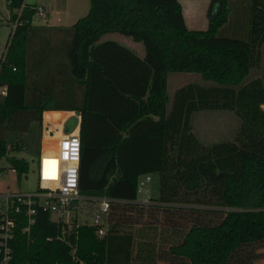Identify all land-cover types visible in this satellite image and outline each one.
Segmentation results:
<instances>
[{"label":"trees","instance_id":"obj_1","mask_svg":"<svg viewBox=\"0 0 264 264\" xmlns=\"http://www.w3.org/2000/svg\"><path fill=\"white\" fill-rule=\"evenodd\" d=\"M4 1L9 24L23 10L22 25L0 58V87H7L0 98V154L21 179L30 172V161L10 154L29 149L33 157L40 155L43 113L59 110L45 113L59 122L55 115L80 111V192L113 199L104 215V235L79 219L84 204L77 201L68 222L40 209L25 231L28 221L22 216L7 264H152L156 238L133 230L139 226L133 218L143 217L146 209L171 218L188 213L184 218L193 221L189 228L179 227L182 234L170 245L173 264H256V252L264 247V82L248 78L253 33L264 29V0H212L206 30L188 28L179 0H90L86 16L53 30L34 25L35 5ZM111 33L142 42L145 59L113 41L94 43ZM50 36L61 40L47 52ZM152 63L160 67L158 75ZM170 73H196L217 86L182 87L168 111ZM77 90L82 92L78 102ZM102 99L122 106L112 109L120 114L115 127L108 111L101 110ZM207 109L241 116L239 136L186 161L190 117ZM260 122L261 128L255 125ZM245 128L251 132L244 133ZM55 142L46 136V147L54 149ZM146 173L157 179L159 196L141 206L132 201L139 198V180ZM173 182L202 193L182 199ZM205 213L221 215L213 219ZM2 259L0 253V264Z\"/></svg>","mask_w":264,"mask_h":264},{"label":"rangeland","instance_id":"obj_2","mask_svg":"<svg viewBox=\"0 0 264 264\" xmlns=\"http://www.w3.org/2000/svg\"><path fill=\"white\" fill-rule=\"evenodd\" d=\"M37 2L40 5H45V0H39ZM234 1V0H233ZM262 0H260L261 2ZM33 2L32 1H29ZM36 4V3H31ZM73 7H76L75 13L71 16L72 20H78L86 16L90 10V0H72ZM212 4V2H211ZM211 6V5H210ZM261 5H257L260 8ZM70 8V7H69ZM71 12V9H69ZM39 15L35 16L34 22H38L40 19L38 18ZM9 10L6 7V3L4 0H0V58L4 55L9 38L11 36V27L12 24H9ZM255 33V32H254ZM253 33L252 37V70L251 74L248 78V82L254 79H260L264 82V29H262V33L256 36V33ZM128 40H132L127 36L118 33H111L100 40L95 41V44L105 43L107 41H113L121 46H124L130 49L133 52H137L139 54L143 53V57L145 59L146 51L142 42H135L134 45L128 43ZM91 48V44H88L85 47L86 53L89 52ZM136 53V54H137ZM153 64V63H152ZM153 67L158 70L157 75L159 74L160 67L153 64ZM82 70V68H79ZM100 74V73H99ZM94 77L96 81H99V75L95 70ZM157 81V77H156ZM189 84H198L205 87H214L217 86L215 82L206 81L202 78L201 75L196 73H170L168 77V94L171 99V103L169 105L168 111L172 109V104L174 100V96L177 91H179L182 87L189 85ZM131 87V86H130ZM129 87V88H130ZM128 88V89H129ZM59 90H55V92H60ZM53 94V93H52ZM81 90L75 91V99L78 102V98L76 96H81ZM128 97V96H127ZM55 99H57L55 97ZM225 102H228L230 98H223ZM55 101V100H54ZM70 103H74V100H70ZM213 102V100L211 101ZM209 105V104H208ZM122 107L121 104L114 103L113 101H107L106 99L101 100V110L108 111L107 113L110 114V120L112 121V125L115 127L117 125L118 118H120L119 113H115L112 111L113 108ZM264 110V106L261 107ZM43 113V126L41 130V153L45 151L43 141L48 136L49 129L56 127L58 125L52 124L48 121V119ZM71 114V113H70ZM69 114V115H70ZM125 114V113H124ZM68 115V116H69ZM67 116V117H68ZM119 116V117H118ZM66 117V118H67ZM64 118V116L62 117ZM62 118L60 120H62ZM65 118V119H66ZM59 120V122H60ZM58 122V123H59ZM62 124V123H61ZM60 124V125H61ZM243 124L241 116H239L235 111L223 109V110H216V109H207V110H200L193 113L190 117V125H191V135H192V146L188 152L186 157V161H192L193 157L197 152H205L207 151L208 147L222 142H231L236 141L237 137L240 133V128ZM59 125V126H60ZM259 128H261V122L257 123ZM251 132L249 129L245 128L244 133ZM255 132V131H254ZM252 132V133H254ZM255 135V134H254ZM39 140L38 132H35V140L32 146V152L36 149ZM29 149H26L22 152H12L10 155H16L19 157H25L30 161L31 169L30 172L21 179L18 178L17 172L12 169L11 165L7 161L6 158L0 159V192L3 194L6 193H13V194H33L37 191L38 188V180H39V156H34L31 153H27ZM40 153V154H41ZM9 155V156H10ZM184 157V158H185ZM170 161L167 167V171L169 172L170 169ZM177 171H180L183 167L178 164L174 166ZM152 177V182L147 184L146 191L150 197H158L159 196V187L158 181L151 173L142 174L140 179H145L146 176ZM154 179V180H153ZM174 186V192L176 193L177 197H181L182 199H192L194 196L201 195V191H191L188 190L185 184L182 183H172ZM144 195L140 197L143 199ZM97 209L95 208L94 204L87 203L83 207V212L80 213L79 219L83 222L88 221L89 223L93 222V216ZM151 211V210H149ZM146 209L144 210L143 217H134V220L139 221V226H136L133 230L141 229L144 233H146L151 238H156L157 243V255L155 258V262L152 264H173L172 260L169 259V249L170 245L174 244L173 241H178L179 235H181L182 231L179 230V227L183 229L189 228L193 221L188 220L187 217L188 213L181 212L179 215H175L172 218L169 216L167 217L161 210L155 209L152 210L151 213ZM93 212V213H92ZM92 213V214H91ZM148 214V215H147ZM209 217H213V219H218L220 217V213H205ZM75 215L74 211H69L66 217L67 222L70 221L71 216ZM187 217L188 219L184 218ZM132 219V220H133ZM135 224V225H136ZM184 231V230H183ZM142 232V233H143ZM155 234L156 237L153 236ZM256 256V264H264V247H259Z\"/></svg>","mask_w":264,"mask_h":264},{"label":"built area","instance_id":"obj_3","mask_svg":"<svg viewBox=\"0 0 264 264\" xmlns=\"http://www.w3.org/2000/svg\"><path fill=\"white\" fill-rule=\"evenodd\" d=\"M27 4V3H26ZM32 5V4H30ZM36 15L46 16L44 5L33 4ZM25 7V6H24ZM23 8L18 12V18L11 22V34L22 25L20 15ZM7 94V87H0V98ZM69 115L60 126L49 129L48 135L54 137L57 133L62 136L57 139L56 151L40 154L39 158V180L37 191L33 194H13L0 192V253L3 256L2 263L7 264L11 259L10 241L15 237L17 225L22 216L27 217L28 226L35 223V216L40 209L49 212L57 220L67 222L68 212L71 211L74 202L81 204L92 203L97 211L93 216V222H84L98 227V234L104 235L106 223L104 215L109 212L113 199L108 197H85L80 192V163L82 155V142L80 137V125L70 134L63 133V125L70 117ZM3 156L0 154V159ZM152 182L151 176L139 180V198L133 203L148 206L153 203L152 197L146 191L147 184ZM144 195L143 199L140 197ZM74 211V210H73Z\"/></svg>","mask_w":264,"mask_h":264},{"label":"crops","instance_id":"obj_4","mask_svg":"<svg viewBox=\"0 0 264 264\" xmlns=\"http://www.w3.org/2000/svg\"><path fill=\"white\" fill-rule=\"evenodd\" d=\"M29 1H32V0H26V3L27 4L36 3L37 5L38 4L37 2H40L39 0H33V2L29 3ZM179 1L183 6L184 18H185L188 28L192 30H206L209 25V9H210L212 0H179ZM45 7H46V13H47L46 16H42V17L39 16L38 18L40 20L36 23L33 20V23L35 26L46 27V29L53 30L51 28L70 27L71 25H73L80 19V18L78 20L71 19V16L75 13L76 8H77V6L73 7L72 0H45ZM69 9H71V12ZM56 37L57 36L48 37L52 41H51V44L48 47H46L47 52H49L50 49L52 48L55 49V47L58 45L61 39L60 37H57V38ZM132 40H128V43L131 45H134ZM36 48L39 50L41 49L40 46H37ZM142 54L143 53L141 54L137 53L139 57L144 59L143 57L144 54L143 55ZM50 111L56 112L59 110H50ZM50 111H46V112H50ZM70 113L73 114V112L71 111H63V114L65 115H62V116L55 115V116H57V119L59 121L63 116L65 118ZM56 114H62V113H56ZM64 118H62V120H60L59 123L53 122L51 120H48V121L52 124L59 126L62 123ZM42 141H43L44 149L46 152L53 151L55 149V147L54 149L51 148L50 146L46 147L45 139L44 140L42 139Z\"/></svg>","mask_w":264,"mask_h":264},{"label":"water","instance_id":"obj_5","mask_svg":"<svg viewBox=\"0 0 264 264\" xmlns=\"http://www.w3.org/2000/svg\"><path fill=\"white\" fill-rule=\"evenodd\" d=\"M82 114L80 111H74L63 125V133L70 134L78 125L81 127Z\"/></svg>","mask_w":264,"mask_h":264},{"label":"bare ground","instance_id":"obj_6","mask_svg":"<svg viewBox=\"0 0 264 264\" xmlns=\"http://www.w3.org/2000/svg\"><path fill=\"white\" fill-rule=\"evenodd\" d=\"M70 115H72V114H70ZM67 116H68V115H67ZM67 116H66V117H67ZM66 117H65V118H66ZM65 118L63 119V121L65 120ZM63 121H62V122H63ZM48 136H49V135H48ZM60 136H62V134L57 133L54 137H50V136H49V138H51V139H50L51 141H56V142H57V139H58V137H60ZM55 151H56V147H55V149H54L53 151H47V152H53V153H54ZM45 152H46V151H45Z\"/></svg>","mask_w":264,"mask_h":264}]
</instances>
